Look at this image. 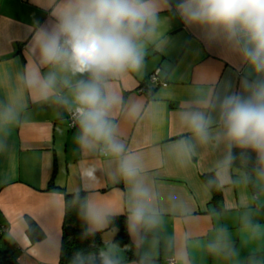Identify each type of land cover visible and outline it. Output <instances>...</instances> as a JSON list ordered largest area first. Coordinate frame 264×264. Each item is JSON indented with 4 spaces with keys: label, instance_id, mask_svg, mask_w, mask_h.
Segmentation results:
<instances>
[{
    "label": "crops",
    "instance_id": "1",
    "mask_svg": "<svg viewBox=\"0 0 264 264\" xmlns=\"http://www.w3.org/2000/svg\"><path fill=\"white\" fill-rule=\"evenodd\" d=\"M64 2L0 0V250L13 252L18 264H59L64 193L83 192L86 229L100 233L103 257L114 264H166L169 257L176 264H264V173L247 169L264 156L227 136L222 107L228 96L247 99L245 84L264 81V73L221 30L186 22L181 0H154L139 68L105 81L117 101L108 116L124 149L117 155L102 141L85 142L79 120L69 129L75 87L89 74L41 63L36 37L54 28ZM156 69L162 84L147 81ZM37 70L41 78L56 76L47 99L26 82ZM192 112L206 117L207 139L185 119ZM128 156L137 159L135 182L151 193V225L130 222L135 182L120 170ZM208 174L221 201H213ZM114 216L126 218L124 245L109 225ZM28 218L43 231L41 241L28 237Z\"/></svg>",
    "mask_w": 264,
    "mask_h": 264
},
{
    "label": "clouds",
    "instance_id": "2",
    "mask_svg": "<svg viewBox=\"0 0 264 264\" xmlns=\"http://www.w3.org/2000/svg\"><path fill=\"white\" fill-rule=\"evenodd\" d=\"M177 8L186 22L221 30L230 42L239 45V51L254 70L264 73V0H181ZM156 13L154 0H65L54 13V28L42 30L36 37L42 64L89 74V79L79 81L74 90L82 139L102 141L117 155L124 149L115 141V125L108 118L117 101L106 92L105 81L109 76L139 68V40L154 22ZM26 82L47 99L56 76L41 78L37 70ZM245 87L251 92L247 99L232 95L223 101L227 136L264 156V81L246 83ZM185 119L199 138L207 139L208 121L202 113H188ZM120 170L135 182L139 175L137 159L124 157ZM132 195V226L153 224L155 213L149 189L135 182ZM88 215L94 223L101 219L94 210ZM105 264L114 262L106 259Z\"/></svg>",
    "mask_w": 264,
    "mask_h": 264
},
{
    "label": "trees",
    "instance_id": "3",
    "mask_svg": "<svg viewBox=\"0 0 264 264\" xmlns=\"http://www.w3.org/2000/svg\"><path fill=\"white\" fill-rule=\"evenodd\" d=\"M146 30L145 34L147 33ZM145 34L141 37L143 38ZM239 153L233 151L232 162H236ZM257 168L264 173V159L255 158L248 171ZM210 186L213 201H221V190L215 177L211 174L205 175ZM52 188V186H50ZM65 215L62 227V244L60 250L59 264H105L102 250L106 243L102 240L100 233H89L86 229V204L85 194L64 193ZM27 234L32 242L41 241L45 235L39 226L30 218L27 219ZM109 225L117 227L119 232L116 240L124 245L128 241L127 223L125 216H114L109 218ZM0 264H18L13 252L0 250Z\"/></svg>",
    "mask_w": 264,
    "mask_h": 264
},
{
    "label": "built area",
    "instance_id": "4",
    "mask_svg": "<svg viewBox=\"0 0 264 264\" xmlns=\"http://www.w3.org/2000/svg\"><path fill=\"white\" fill-rule=\"evenodd\" d=\"M160 72V69H156L155 71H153L149 75L147 81L151 84H162V81L160 80ZM140 91H144V88L141 87ZM67 119L69 129H74L79 120L77 108L69 111ZM0 230H3V227H0ZM166 264H176V259L174 257H169L166 259Z\"/></svg>",
    "mask_w": 264,
    "mask_h": 264
}]
</instances>
